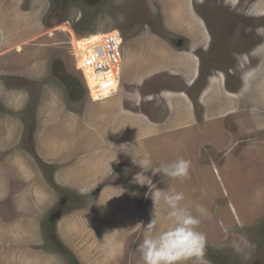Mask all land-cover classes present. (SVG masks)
<instances>
[{"label":"rangeland","instance_id":"1","mask_svg":"<svg viewBox=\"0 0 264 264\" xmlns=\"http://www.w3.org/2000/svg\"><path fill=\"white\" fill-rule=\"evenodd\" d=\"M237 1L104 0L89 10L75 0L53 20V0H0V21H12L0 23V264H142L154 210L158 229L169 227L157 192L172 191L193 214L196 204L208 209L200 264H264V63L242 90L233 78L225 89L216 68L226 72L230 57L211 67L202 41L210 15L219 28ZM108 31L126 50L119 88L129 99L116 103L118 90L71 104L50 65L70 68ZM209 69L217 89L207 90ZM181 157L191 161L186 179L151 170ZM96 165L107 174L91 177Z\"/></svg>","mask_w":264,"mask_h":264},{"label":"flooded vegetation","instance_id":"2","mask_svg":"<svg viewBox=\"0 0 264 264\" xmlns=\"http://www.w3.org/2000/svg\"><path fill=\"white\" fill-rule=\"evenodd\" d=\"M53 1H55L56 3V10L50 15V18L56 20L62 17V13H64L70 3L75 0ZM79 1L82 5H84L83 7H87L89 10L96 8L98 5L104 2V0ZM220 2H223V0H220ZM260 2L261 0H238L237 3H232L233 5H236L237 8L240 9V11L235 10L234 13L229 17L225 12L226 21L223 22V24L219 25V28H217L216 24L218 23V21L214 14L210 15V17L207 19L208 65H211L212 67V63L215 65L218 64L219 59L224 62L230 57V65L225 67L226 72L221 68H216V71L222 70L223 72L222 74L218 75L222 76L223 80L221 81V83L224 84L223 88L225 89L230 88V83L227 79L233 78L235 79V82L237 84L238 82H241L240 84H238V88L242 90V87L246 86V79H244L246 72L251 71L249 73H253L254 71H258L260 66L259 59H261V63H264V48L262 46L263 38L261 41H259V36L261 37L258 27L259 16L254 12V9L260 5ZM250 8H252V12L250 11ZM163 28L165 29L164 23ZM62 29H67L66 25H64ZM166 34L168 35V33ZM113 35L116 38L118 36L114 33ZM95 38H97V36H95ZM3 40L4 38L1 39V41ZM185 40L187 41V39ZM183 41L181 43L180 41H176V44L180 43L186 45L187 42ZM219 41L221 42V54L219 58H216L215 47ZM228 53H230V56H227ZM50 72L52 73V77L62 83V88L65 90L67 96V98L65 99H69V101H72L70 102L71 104H73L74 101H76L75 103L79 104L81 99H87L90 97L86 82L81 72H79L75 68V64L73 63V61L70 65V68L65 67V65H63L59 61H54L50 65ZM207 73V90H210L212 88L217 89L215 85L211 84L214 81L212 78L211 69L207 70ZM237 74L239 79L237 78ZM226 93H228L229 95L233 94L231 90H228V92L226 90ZM252 99H257V95L253 94Z\"/></svg>","mask_w":264,"mask_h":264},{"label":"clouds","instance_id":"3","mask_svg":"<svg viewBox=\"0 0 264 264\" xmlns=\"http://www.w3.org/2000/svg\"><path fill=\"white\" fill-rule=\"evenodd\" d=\"M121 49H123L122 40ZM122 65L123 63L121 69ZM121 80L122 76L120 84ZM118 90L119 87L109 97H114L115 92ZM90 99L92 101L91 96ZM150 159V156L145 154L143 158H138L135 164L140 167L146 161L150 163ZM190 167L191 161L181 157L172 162H162L155 170L150 167L143 169H151L154 173H162L173 180H183L189 176ZM157 196L162 197L164 204L167 206L168 211L163 219L168 222L169 227L163 231L158 229L157 226L161 221V217L154 210L150 222L145 226L143 240L138 246L142 264H188L189 261H192L193 264H200V260L204 255L206 236L199 231L198 226L201 224V219L209 215L208 209L203 205L196 204V214H193L182 205L181 202L185 200V195L181 191L157 192Z\"/></svg>","mask_w":264,"mask_h":264},{"label":"built area","instance_id":"4","mask_svg":"<svg viewBox=\"0 0 264 264\" xmlns=\"http://www.w3.org/2000/svg\"><path fill=\"white\" fill-rule=\"evenodd\" d=\"M100 37L104 45L99 43L86 56L74 58L75 68L81 72L92 99L111 96L119 87L121 79L120 34L115 38L113 32L108 31Z\"/></svg>","mask_w":264,"mask_h":264},{"label":"crops","instance_id":"5","mask_svg":"<svg viewBox=\"0 0 264 264\" xmlns=\"http://www.w3.org/2000/svg\"><path fill=\"white\" fill-rule=\"evenodd\" d=\"M8 22H10V23H12V21H0V23H4V24H6V23H8ZM7 25H5V27H6ZM1 29H3V27H0ZM4 32V31H3ZM203 33H205L204 31H199V34H203ZM207 33V32H206ZM2 38H4V40L5 41H7V39H8V37H6V36H1V39ZM205 39H207V36H206V38L204 37V39H202V41H204ZM125 52H126V50L125 49H123V56H124V60H123V68H122V76H123V72H124V77H125V73H127L126 72V67H128V64H127V60H125ZM137 68H138V66H137ZM191 71H192V74L190 73V71L186 74V75H184V79H186V82H188L189 83V86H192L195 82H196V80L198 79V76H196V74H195V72H194V68H192L191 69ZM127 75V74H126ZM175 76H180V75H178V74H176L175 73ZM127 77V76H126ZM188 80V81H187ZM117 93H118V91H117ZM168 93V92H167ZM117 95V94H116ZM115 97V96H114ZM110 98H113V97H110ZM109 98V99H110ZM113 99H119L118 101H115L116 103H119V101H121L122 99H129L127 96H125V94L121 91V89L119 88V94H118V96L117 97H115V98H113ZM257 99H259V97H257ZM108 105H110V106H112V104H113V102H106ZM106 104V105H107ZM44 117V116H43ZM143 119V118H142ZM44 120H45V117H44ZM78 120V119H77ZM44 122H46V120L44 121ZM41 156H43L44 154H42V153H39ZM94 168H96V169H93L92 170V174H91V177H93L94 179H96L95 178V176L96 175H100L101 176V174L103 175H106L107 174V172H106V174L104 173V170H102V167L101 166H99V165H96ZM113 195H116L115 193L113 194ZM110 206H111V203L110 204H106V207H107V209H109L110 208ZM101 213V212H100ZM99 213V214H100ZM102 214H104V213H101V215ZM94 215H95V213H94ZM105 215V214H104ZM107 217V216H106ZM99 218V217H98ZM107 220L108 221H110V219H109V217H107ZM110 223L112 224V222L110 221ZM161 229L162 230H164L163 229V225L161 226Z\"/></svg>","mask_w":264,"mask_h":264},{"label":"water","instance_id":"6","mask_svg":"<svg viewBox=\"0 0 264 264\" xmlns=\"http://www.w3.org/2000/svg\"><path fill=\"white\" fill-rule=\"evenodd\" d=\"M164 33V32H163ZM164 35L167 37V39H169L172 43H173V45H175V46H181L182 44H180L183 40L185 41V42H187L183 37H178V36H175V37H173V38H170L167 34H166V32L164 33ZM177 39H180V40H177ZM176 41H180V43H178V44H176ZM183 41V42H184Z\"/></svg>","mask_w":264,"mask_h":264},{"label":"bare ground","instance_id":"7","mask_svg":"<svg viewBox=\"0 0 264 264\" xmlns=\"http://www.w3.org/2000/svg\"><path fill=\"white\" fill-rule=\"evenodd\" d=\"M116 38V37H115ZM102 44L104 45V43L102 42ZM262 64V63H261ZM19 97V96H18Z\"/></svg>","mask_w":264,"mask_h":264}]
</instances>
